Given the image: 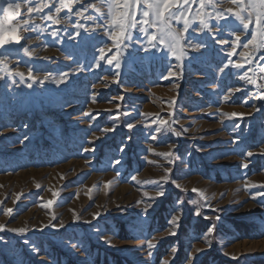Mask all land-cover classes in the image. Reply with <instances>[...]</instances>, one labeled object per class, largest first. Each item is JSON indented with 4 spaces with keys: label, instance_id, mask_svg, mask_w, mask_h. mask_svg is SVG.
<instances>
[{
    "label": "rangeland",
    "instance_id": "374dc122",
    "mask_svg": "<svg viewBox=\"0 0 264 264\" xmlns=\"http://www.w3.org/2000/svg\"><path fill=\"white\" fill-rule=\"evenodd\" d=\"M8 2L0 0V18ZM13 2H21V13L26 15V7L34 6L36 0L31 5L25 0ZM87 2L76 0L71 14L62 10L59 25L33 14L30 24L35 30L23 31L21 26L19 35L25 38L21 44L0 49V57H7L11 68L19 66L26 73L31 67L41 79L48 73H70L68 82L59 86L45 81L28 89L7 77L0 81V224L6 229H27L23 234L0 232V264H188L189 260L191 264H264V197L252 199L264 189L245 190L246 181L264 184V156L259 155L264 147V102L241 103L256 91L238 78L248 65L218 72L227 63L232 33L243 31L242 26L230 17L218 23L220 30L209 33L193 31L199 28L198 22L193 23L185 34L189 58L179 80L163 78L177 61L163 45L145 53L146 38L138 28L132 30V41L124 42L121 69L101 61L100 68L77 73L78 66L93 65L99 47L111 45L104 19L94 22L75 15ZM58 5L59 0H54L40 16L55 14ZM191 7L195 12L198 4ZM226 7L231 5L218 4L216 10ZM103 12L106 16L107 9ZM88 15L97 16L91 9ZM77 23L90 31L81 28V35L72 39ZM96 23L102 27L91 31ZM209 23L216 25L214 19ZM172 25L183 27L174 20ZM54 30L58 32L55 37L51 35ZM250 38L251 29L241 37V47L231 58L234 63L240 61L242 44ZM216 39H227L229 44H217ZM194 44L206 47L194 51L188 47ZM23 47L34 50L32 58L24 55ZM260 54L264 53L257 54L252 68L264 65ZM115 71L120 72L118 83L112 82ZM234 87L241 91L231 93ZM172 101L174 107H170ZM253 104L261 105V111L255 112ZM232 112L243 113L244 118L224 115ZM116 115L119 120L112 119ZM157 115L182 135L167 126L157 132L158 125L153 123ZM128 123L135 127L129 130ZM113 126L115 131H100ZM170 150L174 153L171 164L154 154ZM249 150L252 157L247 156ZM165 170H170L168 183L161 179ZM158 186L165 195L151 199ZM49 200L51 208L41 207ZM194 200L198 203L193 204ZM148 203L152 207L145 213ZM200 204L204 206L196 216ZM6 208L13 209L11 215H3ZM93 213L100 215L93 219ZM173 215L180 216L175 236L169 234ZM60 222L63 228L43 227ZM152 237L156 248L149 257L146 240Z\"/></svg>",
    "mask_w": 264,
    "mask_h": 264
},
{
    "label": "snow or ice",
    "instance_id": "6c2138e0",
    "mask_svg": "<svg viewBox=\"0 0 264 264\" xmlns=\"http://www.w3.org/2000/svg\"><path fill=\"white\" fill-rule=\"evenodd\" d=\"M76 0H59V5L55 7V14L51 11L44 16H40L41 13H44L45 9H49L53 6L54 0H36L34 6L26 7V15H22L21 2H13V0H9L7 3V7L2 9L3 17L0 18V49H3L6 45L16 44L20 45L21 41L25 39L23 36L19 35L21 31V26L23 31H34V27L30 24V21L34 19V15L36 17H40L43 20L51 21L55 25L61 24L62 20L59 17V13L67 9L69 14L73 13V4ZM25 3L28 5L32 4V0H25ZM192 4H198V8L193 12L191 7ZM218 4L222 6L223 4L231 5V7L224 8L223 11H217ZM107 9V15H104L103 10ZM208 8H211L212 11H207ZM89 9L93 10L97 16L88 15L85 16V13L89 11ZM139 12L140 19H137V13ZM75 15L81 19L96 21L98 18L104 19L105 24L104 32L108 39L111 41V45L105 44L103 47H99L97 51L99 52L98 58H96L93 62V65L88 69H85L83 65L77 67L75 72H84V71H93L96 68L101 67V61L105 62L108 66H113L116 70L121 69V57L122 53L126 50L124 47L125 41H132V30L137 29L141 32L146 38V43L142 45V50L145 53H149L152 49L159 50V46L163 45L168 53L177 61L175 68L173 69L171 66L169 70L164 75V79L175 78L179 80L183 74L184 61L189 58L188 51L185 48V34L188 33L189 29L192 28L193 23H197L199 25L198 29H193V31L204 32L207 31L209 33H213L216 30H220L217 27L220 21H224L229 19L230 17H234L235 20L239 22L242 26L243 31L239 33H232L234 36V40L231 41V50L227 52V63H224L222 67L218 69L219 73H224L226 69L231 66L235 69H243L246 65H248V70L243 73V75H239V79L244 81L246 84L253 85L256 89L255 92L250 93L246 99L241 101L242 104H248V101L257 100L264 102V65H257L256 68H252L254 61L257 60L258 53H264V0H97V2H92V0H88L84 6L75 12ZM191 16V19L189 17ZM215 20L216 25L213 26L209 23V20ZM176 21L177 23H182V29H176L172 25V21ZM16 22V26H13V22ZM7 25V28H6ZM77 29L74 36L70 37L75 39L80 36L81 33L79 29H83L84 32H89V28L83 24L77 23L74 25ZM102 27L101 24L96 23L95 27L91 29V31H95L96 29ZM149 29H155L154 32H150ZM251 29V38L247 40L246 43L242 44L244 51L239 53L240 61L233 62L232 57L237 55V48L241 47V37L245 36L249 33ZM58 32L53 31L51 35L53 37L57 36ZM215 39V37H214ZM216 43L220 45L229 44V40L227 39H216ZM192 50L200 51L206 45L204 44H194L189 45ZM113 49L115 51L113 52ZM23 53L25 56L32 58L34 55V50H30L28 47H23ZM109 53H112L109 55ZM36 59H48L47 57H39ZM259 61H264V54H260L258 57ZM19 62H17V65ZM251 73V75L249 74ZM70 73L68 71H64L60 73L58 76H53L51 73L46 74L42 79L35 76L33 69L31 67L28 68L27 72H23L19 70V66L13 69L10 67V61L7 57H0V81L5 80L7 77L8 80L11 81L14 85H23L28 89H32L34 84L39 83L40 86H43L45 81H51L57 86L61 84H66L68 82ZM120 72L115 71L113 73V83L119 82ZM17 77L19 78L17 80ZM179 87V85H176ZM95 87V85H93ZM231 93H238L241 91L240 87H234L229 89ZM118 99L123 100V97H118ZM225 101L229 100V96L225 95L223 97ZM93 102H96V96H92ZM175 101L170 102V107H174ZM251 107L255 112L261 111V105L253 104ZM86 116L91 117V119L95 120L96 117L91 116V113H85ZM127 115V113H125ZM173 113H169L171 117ZM228 116V118H238L243 119V113L232 112L231 114H224ZM251 115V113H249ZM112 119L119 120L120 117L118 115L113 116ZM153 123L158 125L156 131H161L162 128L167 126V130L175 132V135H182L181 132L175 131V129L171 128L169 121L157 115L153 120ZM172 123H177V121L173 120ZM147 126V125H146ZM127 127L131 130L135 125L133 123H128ZM239 127V125H237ZM102 134L108 133L110 131H115V126L109 128L104 127L100 129ZM188 129H184V132H187ZM27 139V138H25ZM99 139V137H96ZM94 149H85V151H92ZM199 150V149H198ZM123 151V147L121 148ZM155 155L163 156L168 163H172L173 160L170 158L174 157V153L170 150L164 153H154ZM254 155L253 151H247V156L252 157ZM259 155L264 156V147L260 148ZM115 163L119 164L120 161L117 160ZM149 163H154V161H149ZM244 168H248V163L243 164ZM169 172L170 170H165V175L161 178L164 183L169 182ZM133 180H136V177H132ZM175 183V181H172ZM152 183L158 184V181H153ZM177 188H180L182 191L184 190L182 186L178 183H175ZM39 187V185L37 186ZM108 185L105 184V188ZM251 187H259L264 189V184L254 185L249 182H245V190H248ZM193 192H197L198 190L193 188ZM57 195L55 192L53 196ZM144 196H149L148 192L143 193ZM165 195V191L162 186H158L155 190V196L151 197V199L163 197ZM201 200L204 199L203 193H199ZM257 196L264 197V191H260L257 194L252 195V199H257ZM18 200L19 197L17 196ZM2 203V202H0ZM193 204L198 203L197 201H192ZM53 205V201L49 200L47 203L42 204L43 208H51ZM203 204H200L199 207L195 210V215H201V208ZM152 207L151 203L146 204L144 208V212L147 213L149 208ZM215 211V209H213ZM13 212L12 208H6L3 211V215L9 216ZM93 219L98 218L100 213H93ZM74 216L77 220L80 219L79 216ZM207 218V217H205ZM53 220L56 219L55 216L52 217ZM180 219L179 215H173L170 218L169 223L172 225V228L169 229V234L172 236L177 235L176 229L178 228V221ZM217 219H219L217 217ZM88 223V221H85ZM47 227H59L63 228V222L60 224H46L43 226ZM15 232L17 234H23L27 231L25 228L20 229H12L7 228L4 224H0V232L3 231ZM43 231V228L39 229ZM209 234L212 232V228L208 229ZM155 237L146 240L148 255L151 257L153 255V250L156 248V244L153 243ZM105 243L111 246L110 239H106ZM172 253L177 252V248L173 246L171 248ZM202 251V250H197ZM232 259H237V257L233 256ZM164 264H168L167 261ZM188 264H191V261H188Z\"/></svg>",
    "mask_w": 264,
    "mask_h": 264
}]
</instances>
